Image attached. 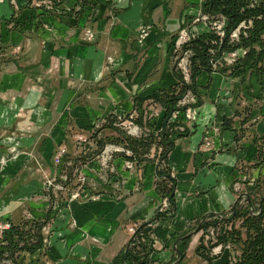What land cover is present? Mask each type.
<instances>
[{"label": "rangeland", "instance_id": "1", "mask_svg": "<svg viewBox=\"0 0 264 264\" xmlns=\"http://www.w3.org/2000/svg\"><path fill=\"white\" fill-rule=\"evenodd\" d=\"M82 1H79L80 5ZM204 1L182 3L179 22L175 21L174 28L169 27V40L162 44L157 42L159 46L157 43L151 47L147 45L148 39L157 34L153 22L146 18L138 22L140 52L148 57L149 52L163 55L175 77L170 86L162 88L155 84L142 91L138 89L135 94H103L113 83L85 81L84 78L83 81L67 74L66 78L71 82L63 86L77 93L70 95L61 112L53 111L63 94H43L38 107H29L24 105L26 100L23 98L30 94H23L24 91L12 94L9 102L6 100L4 107L0 108V239L11 229V222L17 217L29 222H45L41 228L44 234L41 248L35 252L16 253L19 264H64L71 256L78 264L102 262V256L87 252L88 245H97L90 233V218L97 221L105 218L107 212L101 215L98 212L109 198L117 204L132 195V191L125 189L128 177L123 171L139 173L145 162L156 164L154 190L157 205L143 220H126L125 212L120 214V226L114 235L118 243L113 247L119 250L117 259L110 257L108 263H103H173L180 258L174 244L179 236L191 232L194 234L185 242L178 243L184 252L180 264H208L204 256L210 257L212 264H234L237 261L241 246L230 239L231 233L240 231L244 235L245 218L248 212L259 213L258 204L264 191V160H261L255 142L264 137V62L261 73L251 69L234 72L235 65L248 50L239 48L219 54V47L227 35L228 20L222 15L206 13ZM26 2L20 7L18 0H0L12 12L0 19V50L3 38L15 32L39 36L45 52L42 66L51 73V78L62 72L65 61L68 68L72 66V59L64 60L54 52L56 41L64 38L67 32L79 35L80 43L90 47H97L99 38L109 37L97 17L107 0H87L88 4L79 9L81 17H78L79 12L76 16L71 14L76 0ZM111 10L117 12L116 8ZM252 24L251 20L244 21L232 30L229 34L231 45L240 42L241 33L247 36ZM114 25L115 20H111L107 28L110 30ZM202 36H212L208 40L211 68L201 69L194 80V52L188 48L193 40ZM163 37L162 34L159 40ZM6 42H9L5 43L9 47V57L5 62H17L25 56L20 43L11 38ZM122 63L123 60L117 62L107 57L109 68L116 71L112 72L113 75L122 70ZM4 71L5 74L18 72L16 69ZM25 72L21 73L26 75ZM175 87L184 95L170 113L155 99L140 100L143 96L162 94ZM0 95L6 96L4 91ZM51 95L54 96L52 100ZM124 95L134 102V108L122 118L114 112L125 101ZM45 102L46 105L50 103L51 108L45 107ZM198 134L201 140L193 151L195 166L191 170L209 175L224 165L219 157L234 155L232 172L218 179L219 184L228 183L226 191L233 202L226 204L223 194L216 199L220 214L208 216L198 230L206 212L202 211L188 218L181 230L173 228L172 224L178 214V204L191 205L202 197L207 199L209 192L213 193L217 187L204 190L205 187L199 186L192 193L178 195L181 182L176 170L170 166L169 158L179 140H189ZM126 137L148 147L138 146L134 152L129 142H120ZM164 137L173 142L171 148L162 143ZM100 140L103 141L102 147ZM119 158L123 159L122 170L115 162ZM94 162L97 165L90 168ZM142 185L140 174L135 192L140 191ZM244 193L252 196L253 206L246 197L243 198L238 205L241 215L225 222L221 216L231 217L234 201ZM161 228L169 230L164 237H160ZM70 233L77 235V244L83 248L79 250L74 246L66 254H57L55 245ZM225 235L229 238L227 243L221 241ZM7 256L2 255L0 264H14Z\"/></svg>", "mask_w": 264, "mask_h": 264}, {"label": "crops", "instance_id": "2", "mask_svg": "<svg viewBox=\"0 0 264 264\" xmlns=\"http://www.w3.org/2000/svg\"><path fill=\"white\" fill-rule=\"evenodd\" d=\"M79 1L80 0H76L73 7L74 9L71 11V14L75 16L81 8ZM149 1H151L150 4L148 3ZM149 1L107 0V2H104L103 8L99 11L97 17L101 19V28H105V31H108L109 37L99 38L97 47L83 46L80 43V36L72 32H67L64 38L57 40L54 51L55 54L64 60H67V58L72 59V69L68 68L69 64L65 61L62 72L54 78H51V73L49 74L44 65L42 66L45 60V52L39 36L30 37L18 32L11 34L13 38L12 36H5L2 41V50H0V94L4 91L6 96L0 95V108L2 109L4 107L3 104H5L6 100L7 103L9 102L12 94H21V92L24 91L23 94H30L23 98L26 100L25 102L23 101L24 105L29 107H38L43 94H63L59 104L53 111L54 113L61 112L63 105H65L70 95L77 93L69 87L63 86L69 83V81L71 82L70 79L66 78L68 76L67 74H70L72 78L73 76L74 78H82V80L84 78L85 81L105 80L108 83H113L109 85L108 91L103 94H135L136 90L138 91L139 89V91H142V89L148 88V86H155V84L162 88L173 84L175 82V77L168 68L169 62L165 61L161 53L151 54V52H149L148 55L150 57H148L140 52L141 46L137 41V25L143 18H146V20L151 23L153 22L157 34L148 39L147 45L151 47L157 42L162 44V42L169 40V27L174 28L175 21H177V23L179 22V9L182 3L190 2V0ZM18 2L20 7H24L27 3L26 0H18ZM112 8H116L117 12H113V10H111ZM11 9H13V7ZM10 13H12L10 12V7L0 3V19L10 16ZM80 14L81 12H79L78 17H81ZM111 20H115V25L109 30L107 25ZM162 34L163 36L165 35V37L159 40ZM5 38L6 41L11 38L13 42L20 43L24 48L25 56H23V60L5 62V59L9 57V47L5 44L9 42H6ZM153 55L158 56L153 57ZM107 57H111L117 62L123 60L122 70L117 72L116 75L112 73L116 71L109 68ZM5 69H16L18 72L5 74ZM22 71H26V75L21 73ZM2 77L3 80L1 81ZM53 97L54 96L51 95V100ZM133 103L132 100L126 98L114 113L125 118L133 111ZM44 104L47 108L50 105V103L46 105V102ZM207 110L211 109L207 108ZM45 113L47 114L48 111H45ZM200 140L201 136L199 134L189 140L181 139L177 142L175 149L170 155V166L176 170L177 179L181 182L179 184L178 195L185 196L186 194L194 192L199 186L205 187L204 190H206L207 187L213 188L215 185H217V187H215L213 193H211V191L209 192L207 199L202 197L191 205L179 203L178 214L172 223L173 228L184 229L186 225L185 222L188 218H193L202 211H206L204 218L206 216L220 214L221 209L216 199L223 196V194H225L224 202L226 204L233 202V199L228 197V192L226 191L228 183L223 182L219 184L218 179L232 172L234 155L219 157L218 159L223 161L224 165L218 167L219 169L215 170L213 173L209 175L196 174L191 168L195 166L193 151ZM115 162L119 169L122 170L123 159H116ZM96 165L97 164L94 162L90 165V168H94ZM141 166V171L139 173L123 171V175L128 177V180L125 182V189L132 191V195L117 204L110 201L109 198V201L104 202V204H102L103 207L101 206V210L98 212L99 215L107 212L104 216L105 218L98 219L99 221L94 219V217L90 218L91 221L89 225L92 227L90 233L93 239H96L97 245H88L87 252L92 253L93 251L102 256L103 261H97V264H106L103 262L108 263L110 257H113V260L117 259L116 255L119 250L117 251L115 250L116 248L113 249V247L117 245L118 239L115 240L116 236L114 237V235L117 233L120 226L118 217L122 212H125L126 220H143L147 218L148 215H151L152 210L157 205L156 193L154 190L156 164L145 162L141 164ZM140 174L143 179L142 189L135 192L137 176ZM138 196L141 198H137ZM171 228L170 230H172ZM160 231L162 234H160V237H164L169 230L161 228ZM181 236H179V238ZM111 241L112 243H110ZM77 242V235L70 233L64 241L55 245L54 250L57 254H66L74 246L76 249L81 250L83 247L79 246ZM63 263L78 264L72 256Z\"/></svg>", "mask_w": 264, "mask_h": 264}, {"label": "trees", "instance_id": "3", "mask_svg": "<svg viewBox=\"0 0 264 264\" xmlns=\"http://www.w3.org/2000/svg\"><path fill=\"white\" fill-rule=\"evenodd\" d=\"M87 4V0H83L81 5L82 7H85ZM203 7L206 13L211 16L222 15L228 20L227 35L219 47V54L221 52L224 53L239 48L248 50L246 56L240 59L235 65L234 72L237 73L239 71L251 69L255 72L257 71L261 73L264 62V0H205ZM250 20L253 24L247 30L248 35L245 36L244 33H241L240 42H237L235 45H231L229 39L231 31L239 27L242 22H248ZM211 38L212 36L209 38L202 36L193 40L188 48L194 52V56L192 58V76L194 80L201 69L211 68V56L209 54L210 44L208 43V40ZM179 80L183 83L181 78H179ZM177 87L168 91H163L162 94H149L147 96H143L140 100L144 101L147 99H155L167 109L168 113H170L176 109L177 102L180 100L182 95H184L179 94L180 92L177 91ZM120 142H129V146L134 152H137L138 146L148 147L147 144H143L141 141H134L127 137L120 140ZM255 142L258 144L257 148L260 156L262 157L261 160H264V137L259 140H255ZM162 143L169 148L173 146V142L166 141L165 137ZM99 145L102 147L103 141L100 140ZM263 197L264 191L259 200L258 206L261 205ZM247 200L252 207V196L249 195ZM240 215L241 212L237 206L236 214L229 218L225 217L226 219H224V221L230 222L235 217ZM44 225L45 222L41 221L29 222L24 221L20 217L15 218L11 222V229L4 232L2 238L0 239V259L2 255L8 254L7 258H10L14 264H19L16 253L25 250L35 252L37 249L41 248L42 240L44 238L41 228ZM203 225L204 223L201 228ZM243 227L245 228L244 235L240 231H235L231 233L230 237L232 241L241 246V254L234 264H264V202L260 213L252 214L248 212L243 223ZM34 238L38 240L33 242L32 240ZM188 238L183 239V241L185 242ZM228 240L229 238L226 235L221 237V241L223 243H227ZM201 248L202 246L198 249L199 253ZM178 249L181 250L184 255L183 249H181L180 246H178ZM204 258L207 260L208 264H212V259L210 257L204 256Z\"/></svg>", "mask_w": 264, "mask_h": 264}, {"label": "water", "instance_id": "4", "mask_svg": "<svg viewBox=\"0 0 264 264\" xmlns=\"http://www.w3.org/2000/svg\"><path fill=\"white\" fill-rule=\"evenodd\" d=\"M245 197L248 198V197H249V194H248V193H244V194H241V195L238 197V199L236 200V202H235V204H234L233 215H235L236 212H237V206H238V203H239L243 198H245ZM263 202H264V197H263V201H262L261 205L259 206V213L261 212ZM207 217H208V216H206V217L204 218V220L201 222V224H200L199 227H198V230H200L202 224L204 223V221H205V219H206ZM221 218H222V219H226V218L223 217V216H221ZM192 234H193V233L187 234L186 236H181V237L177 240V242L174 244V247H175V249L177 250V252L179 253L180 258H179L177 261H175V262H173V263H168V264H178V263L183 259V253H182L181 250L178 249V243H179L180 241H182L183 239L188 238V237L191 236Z\"/></svg>", "mask_w": 264, "mask_h": 264}]
</instances>
